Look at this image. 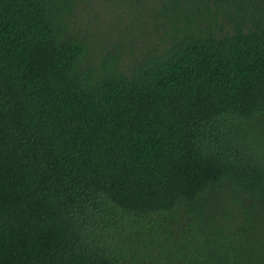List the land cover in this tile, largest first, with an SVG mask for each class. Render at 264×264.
<instances>
[{
  "label": "trees",
  "instance_id": "trees-1",
  "mask_svg": "<svg viewBox=\"0 0 264 264\" xmlns=\"http://www.w3.org/2000/svg\"><path fill=\"white\" fill-rule=\"evenodd\" d=\"M82 2L0 0V264H264V0Z\"/></svg>",
  "mask_w": 264,
  "mask_h": 264
},
{
  "label": "rangeland",
  "instance_id": "rangeland-1",
  "mask_svg": "<svg viewBox=\"0 0 264 264\" xmlns=\"http://www.w3.org/2000/svg\"><path fill=\"white\" fill-rule=\"evenodd\" d=\"M78 1H79V3L76 4V6L74 7L73 12H72L73 13L72 20H73L75 25H81V23H84L86 25L88 23V19H89L87 14H91L92 9H90V7H88L87 5L84 6V2H82V0H78ZM98 6H99L98 2L93 1V3H92L93 9H97ZM152 20H153L152 17H150V21H152ZM104 30L108 31L107 25L104 27Z\"/></svg>",
  "mask_w": 264,
  "mask_h": 264
}]
</instances>
